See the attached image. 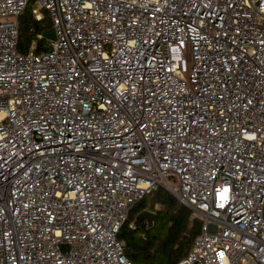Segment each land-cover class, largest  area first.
<instances>
[{"label":"built area","instance_id":"obj_1","mask_svg":"<svg viewBox=\"0 0 264 264\" xmlns=\"http://www.w3.org/2000/svg\"><path fill=\"white\" fill-rule=\"evenodd\" d=\"M158 187L200 222L176 264H264V0H0V264H133Z\"/></svg>","mask_w":264,"mask_h":264},{"label":"trees","instance_id":"obj_2","mask_svg":"<svg viewBox=\"0 0 264 264\" xmlns=\"http://www.w3.org/2000/svg\"><path fill=\"white\" fill-rule=\"evenodd\" d=\"M31 9L29 4L18 17L17 49L24 54H40L48 49L45 35L52 31V24L47 11L42 9L37 20ZM199 224L188 209L158 187L130 208L117 237L124 244L126 258L133 264L155 260L176 264L186 256Z\"/></svg>","mask_w":264,"mask_h":264},{"label":"rangeland","instance_id":"obj_3","mask_svg":"<svg viewBox=\"0 0 264 264\" xmlns=\"http://www.w3.org/2000/svg\"><path fill=\"white\" fill-rule=\"evenodd\" d=\"M173 196V195H172ZM149 203V202H148ZM192 215V214H191ZM193 216V215H192ZM194 217V216H193ZM185 238V237H184ZM189 239H191V236H189ZM192 240V239H191ZM134 264H161L159 263V261L155 260V261H152V262H137V263H134Z\"/></svg>","mask_w":264,"mask_h":264},{"label":"water","instance_id":"obj_4","mask_svg":"<svg viewBox=\"0 0 264 264\" xmlns=\"http://www.w3.org/2000/svg\"><path fill=\"white\" fill-rule=\"evenodd\" d=\"M45 38L48 40H53L55 38L54 31H51L45 35Z\"/></svg>","mask_w":264,"mask_h":264}]
</instances>
